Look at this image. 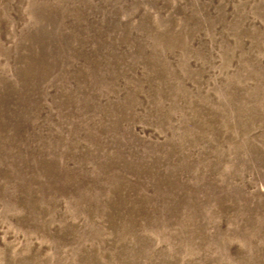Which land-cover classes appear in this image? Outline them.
I'll list each match as a JSON object with an SVG mask.
<instances>
[{
	"label": "rangeland",
	"instance_id": "obj_1",
	"mask_svg": "<svg viewBox=\"0 0 264 264\" xmlns=\"http://www.w3.org/2000/svg\"><path fill=\"white\" fill-rule=\"evenodd\" d=\"M0 264H264V0H0Z\"/></svg>",
	"mask_w": 264,
	"mask_h": 264
}]
</instances>
